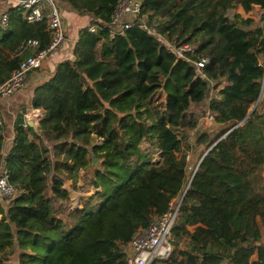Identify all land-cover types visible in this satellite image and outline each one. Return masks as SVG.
<instances>
[{
	"label": "trees",
	"instance_id": "trees-1",
	"mask_svg": "<svg viewBox=\"0 0 264 264\" xmlns=\"http://www.w3.org/2000/svg\"><path fill=\"white\" fill-rule=\"evenodd\" d=\"M118 1L58 0L70 23L75 13L98 29L79 27L74 58L33 87L9 149L0 112V171L15 188L0 198V264H125L135 232L177 199L174 250L151 264H264V14H229L264 0H144L151 27L192 46L186 58L137 23L111 36ZM9 13L0 51L12 73L53 34L46 16ZM203 58L212 88L197 73ZM29 107L42 110L39 128ZM209 148L186 190L190 154ZM81 169L95 192L73 208L66 181L77 187Z\"/></svg>",
	"mask_w": 264,
	"mask_h": 264
},
{
	"label": "built area",
	"instance_id": "built-area-1",
	"mask_svg": "<svg viewBox=\"0 0 264 264\" xmlns=\"http://www.w3.org/2000/svg\"><path fill=\"white\" fill-rule=\"evenodd\" d=\"M6 1H8V7L4 11L0 10V22L3 27H6L9 23V12L12 8L18 9L23 17L30 22L40 21L46 16L48 29L53 34V40L46 49L24 59L17 70L0 82V97L2 98H8L26 87L30 81L31 74L40 71L51 54L71 43V39L67 35V24L65 23L63 10L58 0ZM143 5L144 0H119L109 24L111 36L124 33L127 28L137 23L138 26L158 35L167 47L178 56L186 58L185 54L187 51L193 52V48L189 44L177 46L175 41H168L163 35L158 33L155 27H151L148 24V16L142 12ZM87 27L91 31H96L99 26L92 21ZM75 42L76 39L72 43V50ZM29 43L36 44L35 41L31 40ZM71 53H69V57ZM73 58L74 54L71 56V59ZM206 62V58L196 62L199 76L205 77L201 68L204 67ZM259 65L264 68V54L259 56ZM33 115H39L38 109H34ZM26 118L28 120L30 118L29 115H26ZM208 121H214L213 114L210 112L205 117V122ZM14 193L15 188L9 181L8 171L3 168L0 171V198H9ZM180 202L181 200L177 199L171 204L167 212L155 216L148 227L140 228L135 232L131 241L124 247V252L126 253L125 264H151L155 259L169 257L175 247L172 231L178 222Z\"/></svg>",
	"mask_w": 264,
	"mask_h": 264
},
{
	"label": "crops",
	"instance_id": "crops-1",
	"mask_svg": "<svg viewBox=\"0 0 264 264\" xmlns=\"http://www.w3.org/2000/svg\"><path fill=\"white\" fill-rule=\"evenodd\" d=\"M7 2L6 0H1L0 1V10L2 9L3 11L8 7L7 6ZM257 6V5H256ZM71 16V24H75L79 27L81 26H87L89 23L92 22V19L87 17V16H79L75 13H70ZM78 36V32L76 34H74V31H72V33L70 34V38H71V43H68L65 47H71V51L72 50V43L75 39H77ZM66 48H61L59 51L51 54L49 56V58L47 59V61L45 62L44 66L42 69H40V71L34 72L31 74L30 76V81L28 83V85L26 87H24L23 89H21L20 91L16 92L14 97H13V101H15L14 103H12L13 105H8L7 103L4 102V98L0 97V112L2 113L5 123H6V130L4 132L5 135V139H6V145H7V149L10 148L11 143H13L14 137H15V128H14V121L17 117V114L19 112H21L22 110V106L24 104H26L29 101L30 95L33 92V87L42 82L45 81L47 79H49V77H51L54 74L56 65L59 61H61L62 59L65 58H70L71 56H73V53H71V51H66ZM69 53H71L70 57H69ZM65 54H68L67 57H65ZM6 60L7 57L0 51V81L3 80L7 75H9L11 73L10 69L8 68L7 64H6ZM227 84V81H223L221 86H224ZM31 91V92H30ZM28 93H31L30 95ZM12 108H14L12 110ZM33 111L34 108L29 107V109L27 110L26 115H29V122L31 121L33 123V126L36 128H39V122H38V117L41 115L42 110L38 109L39 111V115H33ZM213 124V127L210 129V131H218V129L221 127L220 124H218L215 121H211V122H205V126L206 125H210ZM190 157V156H189ZM195 168L192 169L191 164L189 165V171L192 172ZM85 169H81V171H84ZM80 171V174H81ZM81 181L77 182V185H81L80 184ZM67 189L69 190V187L66 186ZM71 191V190H69ZM84 195V194H83ZM82 195L78 196V204L80 203V198ZM80 208V207H79ZM3 222V215L0 213V224ZM257 259V254L253 255V260Z\"/></svg>",
	"mask_w": 264,
	"mask_h": 264
},
{
	"label": "rangeland",
	"instance_id": "rangeland-1",
	"mask_svg": "<svg viewBox=\"0 0 264 264\" xmlns=\"http://www.w3.org/2000/svg\"><path fill=\"white\" fill-rule=\"evenodd\" d=\"M62 10H63V14L65 17V23L67 24V35L70 38V34L72 33V31H74V34L77 33L78 26L77 25L74 26L73 24L70 25V20L67 19L65 10L63 8H62ZM236 13H239V14L243 15L244 17H253L256 21H259L262 17V14H264V10L261 9L259 6H255L249 13H246L242 9V7L240 5H238L235 8H233L229 14L231 16H233ZM64 48H66V47H64ZM70 50H71V47L66 48V51H70ZM67 56H68V54H65V57H67ZM96 72H98V71H96ZM28 94L30 95L31 93H28ZM14 95L15 94H13L12 96L14 97ZM12 96H10L8 98H4V102L6 101L5 103H7L9 106L13 105L12 103L15 102V101H13ZM13 109L14 108H12V110ZM206 127L208 129H211L213 127V124L206 125ZM212 132L217 134V131L213 130ZM102 142H103V140L101 138L97 139V143H102ZM199 155H200V149H197L190 154V164L192 166V169L196 167L198 160H199ZM85 174H86V170L81 171L80 178L78 180V181H81L80 182L81 185H77V187L74 186L73 181H71V180L66 181V186H68L69 190H71L70 194H71V198H72L73 208H79L80 207V204H78V198H77L78 196L95 192V188L93 187V185L88 184L86 180L82 179V176ZM262 231H263L262 242L264 243V226H262Z\"/></svg>",
	"mask_w": 264,
	"mask_h": 264
},
{
	"label": "water",
	"instance_id": "water-1",
	"mask_svg": "<svg viewBox=\"0 0 264 264\" xmlns=\"http://www.w3.org/2000/svg\"><path fill=\"white\" fill-rule=\"evenodd\" d=\"M204 80L209 84V87H210V88L213 87V83H212V81H211L209 78L204 77ZM208 95H209V94H208ZM253 109H254V108H253ZM29 124L33 126V123H32L31 121L29 122ZM211 148H212V147H211ZM211 148H209V149L205 152V154L202 156V158H201V159L199 160V162L197 163V165H196V167H195V169H194V171H193L192 177H191V179H190V181H189V183H188V186H187L186 190L188 189V187H189V185H190V183H191V181H192V178L194 177V175H195V173H196V171H197V169H198V167H199L201 161L203 160L204 156L207 154V152H208ZM98 162H99V159H98L97 157H93V164H97ZM185 192H186V191H185ZM183 197H184V195L182 196V198H183ZM15 232H16V230H15ZM15 235H16V237L18 236L17 233H16Z\"/></svg>",
	"mask_w": 264,
	"mask_h": 264
}]
</instances>
